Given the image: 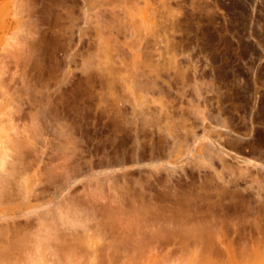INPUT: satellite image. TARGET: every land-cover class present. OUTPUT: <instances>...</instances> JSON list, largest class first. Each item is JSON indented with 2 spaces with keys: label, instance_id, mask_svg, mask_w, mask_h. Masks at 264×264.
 Segmentation results:
<instances>
[{
  "label": "rangeland",
  "instance_id": "obj_1",
  "mask_svg": "<svg viewBox=\"0 0 264 264\" xmlns=\"http://www.w3.org/2000/svg\"><path fill=\"white\" fill-rule=\"evenodd\" d=\"M134 110L139 117L143 110L158 125H147L139 143L126 121ZM55 120L78 132L79 146L71 169L75 171H69L73 181L59 176L57 186L46 180L62 162L53 153L54 128L59 126ZM263 128L264 0H0V132L26 139V159L35 166L21 171L17 167L22 162L8 157L4 166L9 184L13 189L25 187L26 192L33 186L38 193L36 197L34 189V196L28 192L33 205L64 197L74 204L91 199L103 206L91 222L99 221L106 231L88 239L89 253H78L70 237L60 242V236L56 242L66 245L68 252L55 242V252L45 249L41 264H71L69 256L73 264H264V233L252 229L255 224L264 228V207L254 209L255 183L264 199V176L251 169L245 179L254 183L253 195L248 187L243 192V179L239 191V184L229 181L239 177L236 167H245L240 158L249 157L251 144L264 146ZM216 138L221 139L217 147ZM212 139L215 144L209 142ZM136 144L140 165L133 155ZM210 145L222 151L211 152L217 158L207 161L211 153H205L215 150ZM242 145L247 147L243 155ZM205 157L206 165L200 159ZM223 157L235 172L223 169ZM150 161L157 167L148 166ZM37 165L41 172L35 174ZM213 167L225 178L219 179ZM244 167L248 171L251 165ZM152 168L156 172L148 173ZM167 170H177L173 176L180 181L182 196L179 190L172 194L160 187ZM106 172L120 184H114L116 177L107 179ZM256 175L260 181L253 182ZM148 179L153 193L159 199L168 197L170 207L179 205L180 213L190 214L202 205L207 211L217 210L216 215L225 212L232 236L234 222L247 214L242 216L247 222L241 218L238 224L241 235L112 236L110 230L132 232L136 226L133 215L110 207L117 205L118 190L125 181L135 186ZM242 194L247 204L239 200ZM169 200L164 199L168 205ZM15 205L0 204V223L13 216ZM24 220L22 215L15 217L8 233L16 230L11 224L24 227ZM250 232L254 236L249 237ZM28 238L0 236V264H40L34 261L38 256Z\"/></svg>",
  "mask_w": 264,
  "mask_h": 264
},
{
  "label": "bare ground",
  "instance_id": "obj_2",
  "mask_svg": "<svg viewBox=\"0 0 264 264\" xmlns=\"http://www.w3.org/2000/svg\"><path fill=\"white\" fill-rule=\"evenodd\" d=\"M174 28V27H173ZM256 104V103H255ZM134 109V108H133ZM220 110V109H219ZM141 112V114H140V117H139V115H138V113H137V115H136V113H135V110H134V112H132V114H131V119H127L126 121H127V123L129 122L130 124H132V126L130 127L131 129V131H132V133H133V137H135V138H133L134 139V141H135V139L137 140V143H139L138 141H139V137H140V133L141 132H143V131H145L146 130V128L147 127H149L150 125L149 124H152L153 125V120L151 119V117H150V119H149V115L147 116L146 115V113H144V111L142 110V111H140ZM150 114V113H149ZM151 115V114H150ZM142 116V117H141ZM204 116V115H203ZM154 117V116H153ZM152 117V118H153ZM55 118H56V116H55ZM154 119V118H153ZM58 120V123H62V122H60L59 121V119H57ZM150 120H152L153 122H151ZM167 120V119H166ZM56 121V120H55ZM250 121V120H249ZM64 122V121H63ZM149 122H151V123H149ZM227 122V121H226ZM56 123H57V121H56ZM57 123V125H59V126H56L55 128H54V132L55 133H53V134H55V140L57 141V145L55 146V147H57V151L56 152H53V153H57V154H55L56 156H54V157H57L58 156V158H59V160L60 159H62V162H61V160H60V164L58 163V164H55V165H57V167H55V168H58V169H60L58 172H55V173H52V172H48L49 174L47 175V179L46 180H48V181H51L54 185H56L57 183H58V181H59V176H62V177H66V180L69 182V181H71L72 180V178L74 177V176H72V175H70V170L73 168L72 167V165H73V163H74V161L76 160V157H75V155H77V153H78V151L77 150H79L78 148H79V146H78V136H77V134H78V132L75 130V129H73V131H72V127L71 126H65L64 124V126L62 125V124H58ZM157 123V122H156ZM217 123V122H216ZM253 124V123H252ZM60 125H62V126H60ZM147 125H149V126H147ZM154 125H155V123H154ZM153 125V126H154ZM157 125V124H156ZM155 125V126H156ZM161 125V124H160ZM222 125V124H221ZM55 126V125H54ZM53 126V127H54ZM153 126L151 127L152 129H153ZM158 126V125H157ZM157 128V127H156ZM216 128V127H215ZM154 129H155V127H154ZM264 129V128H263ZM211 130H212V128H211ZM251 130H253V129H251ZM130 131V132H131ZM42 132V131H41ZM208 132V131H207ZM249 132H251V131H249ZM217 133H218V130H217ZM253 133V132H252ZM249 134V133H248ZM208 135H210L209 133H208ZM218 135V134H217ZM219 135H221L220 134V132H219ZM207 136V134L205 133V136L204 137H206ZM246 136V135H245ZM249 136V135H248ZM252 136H253V134H252ZM211 138H213V137H211L210 136V138H209V140L211 139ZM240 138V137H239ZM253 138V137H252ZM217 139V138H216ZM216 139L214 140V139H212L211 141H209V142H211V144H215V141H216ZM214 140V141H213ZM218 140V139H217ZM219 140L221 141V139L219 138ZM219 140L218 141H216V142H218V144L216 145V147L218 146V145H221V144H219ZM239 140V139H238ZM237 140V141H238ZM25 141H27L26 139H23V138H20V137H11V135L10 134H7L6 136L5 135H3V134H1V132H0V204L2 203V205H3V203L4 202H6V203H9V204H11V203H13V202H15V204H17V205H15L16 207H15V210H12V212H13V216H10L9 218L8 217H3L4 219H6V221L5 222H2V223H0V236H29V238H28V240L29 241H31V247H32V249H34V252L36 253V255L38 256V260L36 259V260H34V261H37V262H35V263H40L43 259V257H45V255H44V252L46 253V251H45V249L47 250V248H49L50 250L52 249V251H54L55 250V247L57 246V245H54L55 244V242H56V240H58V239H60V236H62V239L61 240H58V241H62L63 239H65L66 240V238H68V237H70V238H68L69 240H71L72 241V243H71V241L69 242V243H71L73 246H75L74 247V250H76V251H78V253L80 252V253H82V252H86L85 254H87V253H89L88 251H90V246H91V243H89L88 242V239H92V238H90L91 236H94V235H98V234H100L101 232L103 233V232H105L106 231V229H104V228H102L101 226H100V224H99V221H97V222H91V220L92 219H94V218H96V217H98V215H101L102 214V205L101 204H98L97 202H95L94 200H91L89 197H88V199H90L89 201H87L86 203H82V204H80V203H78V204H74V202H72V200H71V202H70V200H68V199H66V198H64L63 197V199L62 200H56L55 201V197L54 198H52V199H49L47 202H45V203H43V204H37V205H33V204H30V203H28V202H30V197H31V195H33V192H34V195H36V197H37V195H38V193H36V191L37 190H35V188L32 186H30L29 187V189H31L32 191H33V189H34V191L32 192L31 190H28L27 192L24 190V188L25 187H19V188H17V189H13L11 186H10V173L8 174V172H7V174L5 173V164L6 163H8V161L7 160H10V159H8V157H10L11 156V158H12V156L14 157V158H16L17 160L19 159L22 163H20L22 166H19V167H17L19 170H21V171H27L29 168H34L35 166H34V163L32 162V161H30L29 160V158L28 159H26V155H27V153H26V145H25ZM136 142V141H135ZM208 143V142H207ZM210 144V143H209ZM135 145V144H134ZM137 145V144H136ZM208 145V144H207ZM206 145V146H207ZM52 146V145H51ZM138 147H135V150H133V151H135V153L133 154V155H135L134 156V159H135V161H136V163L137 162H139V165H140V162L142 161V159L140 158V146H139V144L137 145ZM215 146V145H214ZM243 146V145H242ZM239 147V150H240V153H241V151L243 152V154L244 153H246L247 152V154L249 155V157H245V155L243 156V157H245V158H240L239 156H235V157H237V159H239L240 158V160L242 159V161H243V163H245L246 165L248 164V165H251V167L250 168H247L246 167V165H245V167L247 168V169H249L248 171L245 169V167H244V169L246 170H243V167H241L240 165H242V164H240L239 166L242 168L241 170H239L238 169V167H236V169H237V171L236 172H238V173H240L239 174V177H235V178H232V180H230L229 179V181L230 182H232L235 186H236V184H239V186L237 185L236 186V188L237 187H240V182L242 183V181H243V183L245 182V183H247V185H248V183H249V185H251L250 186V188H249V186H245V183H244V186H243V189L245 190L247 187H248V189H249V191L247 192V193H249L251 190V192L250 193H252L251 195H253V191H254V189H255V191H254V193H255V197H256V201L254 200V203L255 202H257L256 203V207L254 206V209L255 208H259L258 210H260V207L261 208H263L264 206V204H263V201H264V199L262 198L263 196H262V192H261V190H259V189H261V187L258 185V184H256L255 183V185H253V186H255V188H253L252 187V184H254V183H250L249 181H247V180H245L246 178H248V176H250V175H252V170L254 171V170H256V171H254V172H256V173H258V175L260 176V177H262V176H264V146L263 145H261L260 143H256V142H253L252 144H251V146L249 147V149L246 151V152H244V150H246L247 149V147L246 146H243V147ZM204 147V146H203ZM208 147H210V148H216V147H211V145L210 146H208ZM220 147V146H219ZM7 148H9V149H11L12 151L10 152V151H4V149H7ZM204 148H206V147H204ZM221 148V147H220ZM219 148V149H220ZM222 148H223V146H222ZM56 149V148H55ZM54 149V150H55ZM218 149V148H217ZM217 149H215V150H212L211 149V151H207V154L205 153V151H204V153H205V155L207 156L208 154H209V152L211 153V152H213V153H215V151L217 150ZM52 150H53V147H52ZM53 150V151H54ZM206 150H207V148H206ZM224 150V149H223ZM232 150V149H231ZM140 151V152H139ZM220 151H222V150H219L218 152L216 151V155L217 154H219V152ZM12 153V154H11ZM201 153L203 154H200V156L202 155V157L203 156H205L204 155V153L201 151ZM222 153V152H221ZM225 153V152H224ZM235 153V152H234ZM242 154V153H241ZM242 154V155H243ZM234 155V154H233ZM236 155V154H235ZM228 156V155H227ZM53 157V158H54ZM213 157H216V156H214V154H209L208 155V159L205 157V158H200L201 160L203 159H205V162H206V159H207V161H209V159L211 158H213ZM219 157V156H218ZM57 158V159H58ZM217 158V157H216ZM220 158H221V156H220ZM210 159V160H211ZM214 159V158H213ZM244 159V160H243ZM13 160H15V159H13ZM202 160V161H203ZM220 161H224V164H226L227 166H229V164L227 163V161L225 162V157H223V160L222 159H220ZM239 161V160H238ZM242 161H241V163H242ZM10 162V161H9ZM14 162V161H13ZM143 162V161H142ZM211 162V161H210ZM216 162V159H215V161H212L209 165L211 166V164L212 163H215ZM11 163V162H10ZM147 163V162H146ZM169 163V162H168ZM171 163V162H170ZM169 163V164H170ZM203 163H204V161H203ZM209 162H207L206 164H208ZM217 163V162H216ZM223 163V162H222ZM9 164V163H8ZM138 164V163H137ZM154 164H156V163H154ZM153 164V162H151L150 161V163H148L147 165L148 166H151V167H157V165H154ZM205 163H204V165H206ZM201 165V164H200ZM203 165V164H202ZM216 165V164H215ZM214 165V166H215ZM225 165V166H226ZM162 166V165H161ZM166 166V165H165ZM170 166V165H169ZM175 166V165H174ZM212 166H213V164H212ZM211 166V167H212ZM224 165L222 166L223 167V169L225 168H227V169H229L230 168V170H231V165L229 166V167H225ZM255 167L254 169H253V167ZM20 167H22L23 168V170L22 169H20ZM171 167H172V165H171ZM204 167V166H203ZM219 167V166H218ZM69 168V169H68ZM152 168V169H153ZM164 168H166V167H164ZM182 168V167H181ZM76 169V168H75ZM162 169H163V167H162ZM167 169V168H166ZM169 169V168H168ZM213 171L214 172H217V169L216 168H214L213 167ZM219 169V168H218ZM234 169V168H233ZM233 169L231 170V171H233ZM236 169H234V170H236ZM252 169V170H251ZM149 170V169H148ZM154 170H156V169H153V171H148V173L149 172H156V171H154ZM164 170V169H163ZM172 170V169H171ZM171 170H167V171H169V173H167V177H164V178H167L166 180L165 179H163L162 178V183L164 182V184H160V187H161V185H162V187L161 188H163V186L166 188L167 187V192H168V190H170L171 191V193L173 194V193H175V191H178V192H180V194L181 193H183V191L181 190L180 191V186H179V188H178V185H179V179H178V183L176 182V177L175 176H173L174 175V173L177 171H175V172H173V173H171L170 171ZM8 171V170H7ZM74 171L75 170H71V172L72 173H74ZM114 171V170H113ZM173 171V170H172ZM183 171V170H182ZM241 171V172H240ZM13 172V171H12ZM39 172H41V168H40V166H38L37 165V169H36V173L35 174H38ZM219 173L220 172H222V170H220V171H218ZM218 172H217V175L219 176V179H223V178H225V177H221V175L220 174H218ZM233 172H235V171H233ZM263 172V173H262ZM69 173V174H68ZM151 173L149 174L150 175V177H151ZM206 173V172H205ZM18 174V173H17ZM41 174V173H40ZM43 174V173H42ZM176 174V173H175ZM177 174H178V172H177ZM214 174V173H213ZM69 175V176H68ZM75 175V174H74ZM216 175V174H215ZM216 175V176H217ZM258 175H256V177L254 176V178H253V182H258V180H259V178H258ZM37 176V175H36ZM104 176V175H103ZM178 176V175H177ZM218 176H217V178H218ZM105 177L107 178V179H109V180H111V179H113L114 177H116V176H114L113 175V177L111 176L110 177V174H108L107 172H106V174H105ZM149 177V178H150ZM175 177V178H174ZM252 177V176H251ZM34 178V177H33ZM147 178V177H146ZM173 178H174V180H173ZM179 178V177H178ZM37 180H39L40 182L42 181V179H41V177H37L36 178ZM184 179V178H183ZM205 179V178H204ZM240 179H243L242 181H240ZM261 179V178H260ZM263 179V178H262ZM5 180H6V182H5ZM44 180V179H43ZM190 180V179H189ZM227 180V179H226ZM245 180V181H244ZM73 181V180H72ZM75 181V180H74ZM182 181V180H181ZM206 181V180H205ZM204 181V182H205ZM260 181V180H259ZM113 182H114V184H116V185H118V184H120V182H119V179H118V177H116V178H114L113 179ZM174 182H176L177 183V186H176V183H174ZM201 182H203V181H201ZM71 183V182H70ZM127 182L125 181V183H124V185H122V187L120 188V190H118V192H120V196H118L119 198H117L116 199V202H117V205L116 206H114V205H111L110 207L112 208V209H114V208H116V209H118L122 214H126L127 213V216L129 217V215L131 214V216L136 220V226H135V228L133 229V231H132V229H131V231L132 232H130L129 230V232L126 230L125 232H123L125 229H123L122 228V230H116V231H113V230H110V232H111V235L112 236H131V237H133V236H141V237H143V236H161V237H166V236H231V237H233L234 235H236V234H240L241 235V233H240V225L238 226V224L240 223V220H241V218H242V216L244 215H242L241 217H240V220H238V215L239 214H237V216H236V218H237V222H234V224H233V229H231V230H233V231H231V232H233V236H232V233L230 234L228 231H227V226L226 225H228L229 224V222L228 221H226V220H228V218H227V215H225V212H224V214L222 215V213L221 214H215L216 213V211L217 210H215L214 208H211V205H210V208L211 209H214L215 211H213V210H210V209H208V211H207V209L206 208H204L203 209V205L201 206V208L199 209V210H197L196 208H194V209H196V211H192L193 209H190L192 212H190V214H184V213H180V211H181V207H176L175 205V203L174 202H176V203H178L179 202V198H178V202L177 201H175V200H173L174 202V204L175 205H173V203H172V205L176 208V210H177V208L179 209V212L178 211H175L174 209H173V206L172 207H170L171 205V203H169L170 202V200L169 199H167L168 197H166V198H164V196H163V199H161V200H163V203L161 204V200L159 199V195L158 194H154L153 192H154V188L152 187V182L148 179L147 180V184H144L143 182H140V183H138L137 185H135V186H132V185H128V183H127V185H125ZM190 183V182H189ZM230 184L229 182H228V184H230V185H233V184ZM242 183V184H243ZM18 184V183H17ZM34 184V183H33ZM159 184V183H158ZM181 184V183H180ZM188 184V183H187ZM35 185V184H34ZM71 185V184H70ZM173 185V186H172ZM202 185V184H201ZM24 186V185H23ZM57 186V185H56ZM177 188H176V187ZM234 186V187H235ZM259 186V189L257 188ZM120 186H115V188L116 189H118ZM183 187V186H182ZM200 187H202V186H200ZM228 187V186H227ZM226 187V188H227ZM246 187V188H245ZM252 187V188H251ZM169 188V189H168ZM172 188H174V189H177V190H174L173 192H172V190L171 189ZM204 188V187H203ZM208 188V187H207ZM206 188V189H207ZM28 189V188H27ZM229 189V188H228ZM238 189V191H239V189L240 188H237ZM242 189V188H241ZM240 189V190H241ZM242 189V190H243ZM251 189V190H250ZM258 189V190H257ZM155 190H156V188H155ZM163 190V189H162ZM191 190V189H190ZM194 190V189H193ZM224 190V189H223ZM31 194V192H32V194L31 195H29V193ZM157 192V191H156ZM229 192V191H228ZM242 192V191H241ZM243 192H245L246 193V190L245 191H243ZM27 193V194H26ZM166 193V192H165ZM177 193V192H176ZM189 193V192H188ZM264 193V192H263ZM179 194V195H180ZM33 195V196H34ZM160 195H162V192H161V194ZM169 195V194H168ZM171 195V194H170ZM190 195V194H189ZM55 196V195H54ZM176 196V198L177 197H179L178 196V194H175L173 197H175ZM181 196H182V194H181ZM183 196H184V194H183ZM208 196V195H207ZM206 196V197H207ZM237 196V195H236ZM158 197V198H157ZM186 197V196H185ZM210 197V196H209ZM221 197H222V195H221ZM245 197H246V195H241V199H239L240 201H242L243 202V200L245 199ZM208 198V197H207ZM164 199H166V201L167 200H169L168 201V203H169V205L167 204V202L166 201H164ZM170 199H173V198H170ZM46 200V199H45ZM158 200H160V201H158ZM194 200V199H193ZM248 201H250L251 202V205H253L252 203V200H247V202ZM160 202V203H159ZM171 202H172V200H171ZM208 202V201H207ZM245 202V201H244ZM242 203V205H244V204H247V203ZM166 205H165V204ZM198 203V202H197ZM237 203H240V202H237ZM236 203V204H237ZM259 203H262V204H259ZM194 204V203H193ZM210 204V203H209ZM218 204V203H217ZM219 204H221V203H219ZM241 204V203H240ZM250 204V203H249ZM248 204V207H250V205ZM167 205L169 206V207H167ZM192 205V204H191ZM234 205V204H233ZM238 205V204H237ZM257 205L259 206L260 205V207H257ZM262 205V206H261ZM182 206V205H181ZM223 206H225V205H223ZM239 206V205H238ZM247 206V205H246ZM199 207V206H198ZM216 207V206H215ZM237 207V206H236ZM235 207V208H236ZM241 207V206H240ZM240 207H238V208H240ZM243 207V206H242ZM245 207V206H244ZM243 207V208H244ZM252 207V206H251ZM190 208V207H189ZM221 208H223V207H221ZM233 208H234V206H233ZM243 208H241V210L243 209ZM201 209H203V210H201ZM237 209V208H236ZM244 209H246V208H244ZM248 209V208H247ZM7 210V209H6ZM222 210V209H221ZM224 210V209H223ZM213 211V213H211ZM219 211V210H218ZM226 211V210H225ZM110 212V211H109ZM256 212V211H255ZM119 212L117 211L116 212V214H118ZM188 213H189V210H188ZM12 215V214H11ZM18 215H22L24 218H25V220H24V227H19V225H18V227L16 226V224H11L12 226H13V228H15L16 230H14L13 232H12V234L10 235L8 232L10 231V228H9V224L12 222H14L15 221V217H17ZM121 215V214H120ZM241 215V214H240ZM118 216V215H117ZM126 216V215H125ZM246 216H247V214H246ZM246 216H243V217H246ZM248 217V216H247ZM246 217V218H247ZM255 218H253L254 220L256 219V216H254ZM1 218V217H0ZM246 218H242L243 220L245 219V221H246ZM248 221H250L249 219H247ZM253 220V221H254ZM134 221V220H133ZM252 221V223H254L255 224V222H256V220H255V222H253ZM242 222V221H241ZM247 222V221H246ZM14 223H16V222H14ZM253 224V225H254ZM128 225V224H127ZM255 225H257V224H255ZM253 226L252 227V229L255 227L256 228V233L258 234V235H261L262 233H264V228H263V226H262V228H261V226ZM242 226V225H241ZM252 226V225H251ZM128 227H132V226H130V225H128ZM126 228V227H125ZM118 229H120V228H118ZM128 229H130V228H128ZM230 229V228H229ZM228 229V230H229ZM263 230V231H262ZM230 231V230H229ZM11 232V231H10ZM110 232H109V234H110ZM68 236V237H67ZM111 236V237H112ZM237 236V235H236ZM251 236H254V234L252 233V232H250V235H249V237H251ZM5 242V241H4ZM59 242V243H60ZM56 243H58V242H56ZM58 243V244H59ZM65 243V242H64ZM26 244V243H25ZM60 244H62V243H60ZM92 244H93V242H92ZM97 244V243H96ZM103 244V243H102ZM6 245V244H5ZM63 246H62V250H66V245H64V244H62ZM68 245V244H67ZM138 245V244H137ZM136 244H135V246H137ZM93 246V245H92ZM95 246V245H94ZM140 246V245H139ZM138 246V247H139ZM59 247H60V245H59ZM58 247V248H59ZM97 247V246H96ZM96 247H91L92 249L94 248L95 249V251L98 249V248H96ZM141 247H142V245H141ZM141 247H140V249H141ZM1 248V247H0ZM61 248V247H60ZM63 248H65V249H63ZM67 248H69V246L67 247ZM100 248V247H99ZM5 249V248H4ZM48 249V250H49ZM57 249V248H56ZM100 249H103V248H100ZM47 250V251H48ZM58 250V249H57ZM56 250V251H57ZM68 250V249H67ZM66 250V251H67ZM51 251V252H52ZM71 251V250H70ZM69 251V252H70ZM94 251V250H93ZM99 251V250H98ZM55 252V251H54ZM58 252H60V250H58ZM68 252V251H67ZM49 253V252H48ZM57 253V252H56ZM60 253H63V252H60ZM66 254V253H65ZM64 254V255H65ZM71 253H69V254H67V257L70 255ZM35 255V256H36ZM58 255H60L59 253H58ZM74 255H75V253H74ZM77 255V254H76ZM79 255V254H78ZM57 256V255H56ZM62 257H64V256H62ZM72 257V256H71ZM85 257V256H84ZM40 258H41V261H40ZM68 260H69V262L71 261V264H73L74 262H73V260H70V256H69V258H67ZM82 259V258H81ZM85 260V259H84ZM40 261V262H39ZM103 261V260H102ZM60 261H58V263H59ZM80 262V261H79ZM97 262V261H96ZM99 262V261H98ZM77 263V262H76ZM99 263H101V262H99ZM34 264V263H33ZM41 264V263H40ZM49 264V263H48ZM57 264V263H56ZM61 264H63L62 263V261H61ZM78 264H81V263H78ZM83 264V263H82ZM96 264V263H95ZM102 264V263H101ZM104 264V263H103Z\"/></svg>",
  "mask_w": 264,
  "mask_h": 264
}]
</instances>
